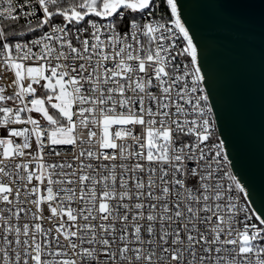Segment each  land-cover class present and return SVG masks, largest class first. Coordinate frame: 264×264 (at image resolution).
<instances>
[{
    "label": "snow or ice",
    "instance_id": "obj_1",
    "mask_svg": "<svg viewBox=\"0 0 264 264\" xmlns=\"http://www.w3.org/2000/svg\"><path fill=\"white\" fill-rule=\"evenodd\" d=\"M165 3L0 0V264H264Z\"/></svg>",
    "mask_w": 264,
    "mask_h": 264
},
{
    "label": "water",
    "instance_id": "obj_2",
    "mask_svg": "<svg viewBox=\"0 0 264 264\" xmlns=\"http://www.w3.org/2000/svg\"><path fill=\"white\" fill-rule=\"evenodd\" d=\"M178 8L197 45L219 139L258 215L264 211V0H178Z\"/></svg>",
    "mask_w": 264,
    "mask_h": 264
},
{
    "label": "built area",
    "instance_id": "obj_3",
    "mask_svg": "<svg viewBox=\"0 0 264 264\" xmlns=\"http://www.w3.org/2000/svg\"><path fill=\"white\" fill-rule=\"evenodd\" d=\"M17 2L19 3V0H17ZM155 3L157 4V9L153 10V18L157 19V20H160L161 16H162L163 19L161 20V22L168 21L169 20V16H170V10L167 8L165 1L164 0H155ZM180 59L181 58H179V57L177 58L178 62H179ZM215 137L217 139H219L216 123H215ZM56 150L60 151L61 153H69L70 154L71 151H72V148H71V146H58L56 148ZM45 157H46V159L49 158L47 150H45ZM51 159L60 160L61 157H53ZM228 170L231 171V173L234 175L231 167ZM236 195L240 198V202L241 203H244V202L247 203V201H246V199H245V197H244V195L242 193H239L237 191ZM247 206L249 207L248 203H247Z\"/></svg>",
    "mask_w": 264,
    "mask_h": 264
},
{
    "label": "trees",
    "instance_id": "obj_4",
    "mask_svg": "<svg viewBox=\"0 0 264 264\" xmlns=\"http://www.w3.org/2000/svg\"><path fill=\"white\" fill-rule=\"evenodd\" d=\"M165 1V0H164Z\"/></svg>",
    "mask_w": 264,
    "mask_h": 264
}]
</instances>
